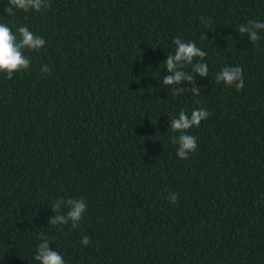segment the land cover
<instances>
[{
    "label": "trees",
    "instance_id": "16d2710c",
    "mask_svg": "<svg viewBox=\"0 0 264 264\" xmlns=\"http://www.w3.org/2000/svg\"><path fill=\"white\" fill-rule=\"evenodd\" d=\"M48 3L9 17L0 0V22L45 40L28 70L0 73V264H39L40 233L66 264H264V30H238L264 22V0ZM177 37L207 53L199 96L163 84ZM224 67L243 89L216 83ZM200 108L180 160L169 116ZM80 198L77 228L48 223Z\"/></svg>",
    "mask_w": 264,
    "mask_h": 264
},
{
    "label": "clouds",
    "instance_id": "9594fccd",
    "mask_svg": "<svg viewBox=\"0 0 264 264\" xmlns=\"http://www.w3.org/2000/svg\"><path fill=\"white\" fill-rule=\"evenodd\" d=\"M48 0H7V6L3 8L4 16H15L16 11L28 13L35 11L37 13L49 7ZM239 33L246 34L249 41L256 43L261 39L259 33L264 30V22L249 20L239 26ZM174 54L167 55L165 69L169 75L163 77V84L181 85L187 82L191 87H173L174 95H180L186 90H190L194 95H200V88L196 85L195 77H208L209 67L203 62L207 53L203 51L194 42H185L179 37L174 39ZM45 45V40L30 31L25 26H19L14 33L7 24L0 22V73H5L7 78L11 79L15 73L24 72L30 67V59L25 55V50L39 51ZM196 61V62H194ZM191 67V71H185ZM44 74H48L50 69L45 66L42 69ZM216 83H223L226 86H234L237 90L244 88L243 70L240 67H224L216 75ZM210 113L203 108L194 109L189 116L184 110L179 112L178 117L169 116L173 135L170 137L171 143L178 145L177 156L180 160H186L193 154L197 148V139L194 135L188 134L193 127H198L202 121L209 117ZM179 199L178 193L170 192L168 200L175 204ZM62 205L67 207L66 214L62 212ZM52 212L55 215L49 218L48 223L52 225H67L71 223L73 229L78 227L87 211V202L83 199H60L52 204ZM41 243L37 246L34 259L39 264H66L64 257L56 250L50 248L49 239L40 233ZM83 245L90 243L89 237L84 236L81 240Z\"/></svg>",
    "mask_w": 264,
    "mask_h": 264
}]
</instances>
